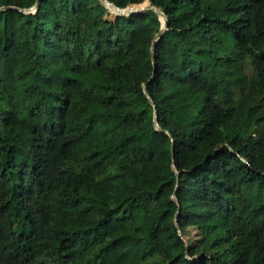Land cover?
I'll return each mask as SVG.
<instances>
[{"label": "trees", "instance_id": "obj_1", "mask_svg": "<svg viewBox=\"0 0 264 264\" xmlns=\"http://www.w3.org/2000/svg\"><path fill=\"white\" fill-rule=\"evenodd\" d=\"M35 2L0 0V264H264V0H149L156 69L154 10Z\"/></svg>", "mask_w": 264, "mask_h": 264}, {"label": "water", "instance_id": "obj_2", "mask_svg": "<svg viewBox=\"0 0 264 264\" xmlns=\"http://www.w3.org/2000/svg\"><path fill=\"white\" fill-rule=\"evenodd\" d=\"M100 2L103 3L107 8H110L111 10L112 9H116L117 10V13H116L117 16H122V15L129 16V15H132V14L143 12L146 9H152L159 15V17L161 19V27H160L159 31L155 34V36L153 38V41L151 43V47H150L152 63H153L154 69H156L155 44H156L157 40L160 38V36L162 35V33L164 32L166 26H167V16L159 8H157V7L153 6V5H150V4H147V5H144V6H138V7H135V8L133 6L121 8V7L116 6L114 3H112V2H110L108 0H100ZM38 5H39V0H36V2L32 6H30L29 8H25V9H20V8H17V7H11V8H15V9H18V10L23 11V12H33V11H35L37 9ZM4 8H8V6L0 7V10L4 9ZM153 78H154V73L152 74V76L148 80V82L143 85V89H144V93L147 96L148 100L150 101V103L154 107V120H153L154 127L158 131L165 132V133L169 134V136L172 139V145H173V148H174V140L172 138V135L170 134V132L168 130H165V129L160 127V125L158 123V118H157V113H156V109H155L154 103H153L151 97L149 96V94L147 92V84L149 82H151L153 80ZM173 171L175 172V174L177 175V178H178L180 171L177 170V168L175 167L174 162H173ZM178 183H179V179H177V185H178ZM172 199L179 205V208H178V211H177V214H176V224L178 226L177 217L179 216L180 204H179L177 198L175 197V195H172ZM183 239H184V237H183Z\"/></svg>", "mask_w": 264, "mask_h": 264}, {"label": "rangeland", "instance_id": "obj_3", "mask_svg": "<svg viewBox=\"0 0 264 264\" xmlns=\"http://www.w3.org/2000/svg\"><path fill=\"white\" fill-rule=\"evenodd\" d=\"M143 1L144 0H142L140 3L129 4L126 7H129V6L133 5V7L135 8V7H138V6H144V5L150 4L149 0H145L144 2ZM107 9H108V12H107L106 18L109 19V20H114L117 17V14H115L113 11H117V10L113 9V11H112L110 8H107ZM183 237H184V239L186 240L187 243L190 240L195 241L198 238V231H197V229L195 227H188L187 230H186V233L184 234Z\"/></svg>", "mask_w": 264, "mask_h": 264}]
</instances>
